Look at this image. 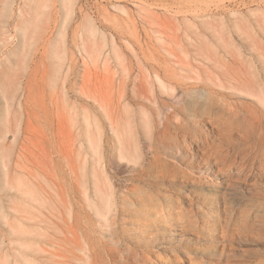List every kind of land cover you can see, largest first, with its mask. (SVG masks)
Returning <instances> with one entry per match:
<instances>
[{"label": "rangeland", "instance_id": "374dc122", "mask_svg": "<svg viewBox=\"0 0 264 264\" xmlns=\"http://www.w3.org/2000/svg\"><path fill=\"white\" fill-rule=\"evenodd\" d=\"M217 201L264 264V0H0V264L209 254Z\"/></svg>", "mask_w": 264, "mask_h": 264}, {"label": "bare ground", "instance_id": "6f19581e", "mask_svg": "<svg viewBox=\"0 0 264 264\" xmlns=\"http://www.w3.org/2000/svg\"><path fill=\"white\" fill-rule=\"evenodd\" d=\"M259 167L261 169H263L261 167V165ZM245 169H246V167H245ZM248 169H249V167H248ZM237 170H241L244 172V164L239 163ZM220 197L222 198L223 196H216V199L219 200ZM213 207H214V205H213ZM175 208L168 206V207L162 209L163 215L166 216L165 219L167 222H170L173 219L172 215H174V214L186 215L188 212H194L196 209L195 207H192V208L186 210L182 206H180V210H178L179 207L177 210ZM214 211L222 212V213L218 214L216 216V219H214V222L218 224L219 233H213L212 228H208V231H210V233H209L210 237H212V239H213V243H212L213 249L210 250L209 254H203V253H200L197 255L187 254L186 259H183V258L181 259L174 252H169V258H164L163 256H161L158 253L150 252L149 255H142L144 260L148 261L151 264H233L232 261L238 262L237 256H234V250H235L234 244L237 243V238H239L240 234L237 231L238 228H236V226H234L233 221H234L236 215L240 211H242L245 214H248V216H247V219H248L249 216H251L250 215L251 210H250V208L239 209V210L233 209L232 215L227 219L228 223L226 221L222 220V218H221V215L224 212H228V206L222 207L221 204H219V201H217V203L215 204ZM197 212L199 213V211H197ZM194 226L197 227V223L196 224L194 223ZM193 228H191V229H193ZM219 237L222 240L221 242L219 240H217V241L215 240ZM228 249L230 250L229 253L227 252ZM88 261H89V264H101L103 262V258L99 257L98 255H96L94 253V254L90 255V258ZM106 261L108 264H113L110 257H107ZM127 263H128V261H127Z\"/></svg>", "mask_w": 264, "mask_h": 264}]
</instances>
